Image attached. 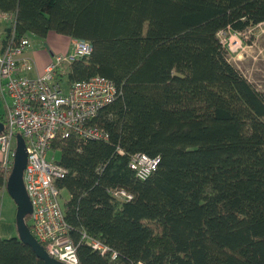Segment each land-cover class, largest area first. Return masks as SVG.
<instances>
[{"label": "trees", "instance_id": "1", "mask_svg": "<svg viewBox=\"0 0 264 264\" xmlns=\"http://www.w3.org/2000/svg\"><path fill=\"white\" fill-rule=\"evenodd\" d=\"M0 14L15 18L14 39L89 44L58 81L99 75L118 89L87 121L106 141L69 133L50 146L77 264H264V96L219 37L264 24V0H0ZM10 37L0 33V51ZM138 153L159 159L145 180L129 166ZM2 182L0 169L6 193ZM0 264L43 263L9 237Z\"/></svg>", "mask_w": 264, "mask_h": 264}, {"label": "built area", "instance_id": "2", "mask_svg": "<svg viewBox=\"0 0 264 264\" xmlns=\"http://www.w3.org/2000/svg\"><path fill=\"white\" fill-rule=\"evenodd\" d=\"M4 18L11 29V37L0 51V98L6 109L5 129L0 134L2 183L4 186L10 176L13 140L20 137L26 155L22 185L31 209L28 216L30 233L45 254L56 262L77 264L57 188L58 180L66 176V171L52 157L47 160L46 154L52 152L50 146L57 137L65 138L69 133L86 141H106L107 134L87 126V121L117 98L118 89L111 80L99 75L66 84L65 90L60 87L55 78L57 69L91 51L87 42L76 39L71 40L67 54L53 56L40 73L29 77L27 74L34 65L24 52L30 42L26 37L14 39L15 18L13 15ZM241 36L238 32H219L227 55L240 48ZM158 161L157 157L138 153L131 158L129 166L137 180H145L155 171ZM111 194L124 201L131 198L121 190ZM87 243L101 254L106 251L94 240ZM111 258L114 259L115 254L111 253Z\"/></svg>", "mask_w": 264, "mask_h": 264}, {"label": "rangeland", "instance_id": "3", "mask_svg": "<svg viewBox=\"0 0 264 264\" xmlns=\"http://www.w3.org/2000/svg\"><path fill=\"white\" fill-rule=\"evenodd\" d=\"M242 40L240 48L236 51L228 53L227 60L234 68L238 70L240 75L248 80L257 91H259L264 96V24L256 25L252 28L247 29L242 33ZM27 40L30 42V46L26 49L25 53H31V60L34 62L33 54L37 51H41L44 55L49 56V54H58L59 56L65 55L68 53L69 42L68 39L60 37L52 32L48 33L45 38H39L32 35L26 36ZM222 39V37H221ZM227 38H225L226 40ZM222 43H224L222 41ZM58 48L61 51L56 53L53 48ZM36 51V52H35ZM56 56V55H55ZM39 60V57H37ZM52 59H50L51 61ZM31 61V62H32ZM49 61V63H50ZM74 61V60H73ZM71 61V62H73ZM32 62V63H33ZM68 63V65L71 64ZM48 63V64H49ZM47 64V65H48ZM67 64L62 66V69H65ZM56 75V73H55ZM58 81L57 76L55 77ZM56 81V82H57ZM60 87L64 90L66 88L65 77L61 81H58ZM5 107V105H4ZM1 104H0V113H1ZM5 109V108H4ZM6 109L4 110L5 114ZM13 140V144H14ZM16 145V144H15ZM14 149V147H13ZM52 157L53 160L59 161V152L53 150L49 151L46 154V159L49 160ZM4 192V191H2ZM60 204L62 200L67 199L68 195L65 192H60ZM11 201L8 194L0 193V204Z\"/></svg>", "mask_w": 264, "mask_h": 264}, {"label": "water", "instance_id": "4", "mask_svg": "<svg viewBox=\"0 0 264 264\" xmlns=\"http://www.w3.org/2000/svg\"><path fill=\"white\" fill-rule=\"evenodd\" d=\"M25 157L26 155L23 141L21 138H18L14 147V156L10 176L8 177L6 184V194L12 198L15 204L16 213L14 222H16V234H18L17 238L20 242L22 241L25 245H27L35 257L42 261L43 264H62L60 262H56L50 256L45 254L42 247L38 245L34 236L26 230L23 224V217L29 216L31 211L28 199L24 192V187L22 185V170L26 164Z\"/></svg>", "mask_w": 264, "mask_h": 264}, {"label": "crops", "instance_id": "5", "mask_svg": "<svg viewBox=\"0 0 264 264\" xmlns=\"http://www.w3.org/2000/svg\"><path fill=\"white\" fill-rule=\"evenodd\" d=\"M7 15V14H6ZM5 14H0V33L4 32V29L7 28V19L4 18L6 16ZM10 15V14H9ZM59 36V35H58ZM61 37V36H60ZM63 37V36H62ZM65 38V37H64ZM67 39V38H65ZM69 45L71 40L68 39ZM56 53L61 51L58 48H53ZM27 50H25L26 52ZM24 56H26L30 61L31 60V53H25ZM36 52V51H35ZM59 56L58 54H49V56L44 55L41 51H37L33 54L34 56V62L32 63L34 65V69L29 72L27 75L29 77H34L38 73L42 71V69L49 63L50 59H52L53 56ZM39 57V60L37 59ZM6 100V99H5ZM0 104H1V113H0V134L4 131L5 126V114H4V102H2V99L0 98ZM20 137H16L14 140V144L12 143V147H15V144L17 143V140ZM0 161H1V152H0ZM3 194L5 192H2ZM6 194V193H5ZM10 198V197H9ZM11 201H7L5 203L0 204V238L7 239L9 237H17V234L15 232V226H14V218H15V204L10 198Z\"/></svg>", "mask_w": 264, "mask_h": 264}]
</instances>
